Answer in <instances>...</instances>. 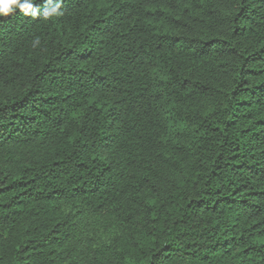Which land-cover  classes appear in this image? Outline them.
Here are the masks:
<instances>
[{
    "label": "trees",
    "instance_id": "trees-1",
    "mask_svg": "<svg viewBox=\"0 0 264 264\" xmlns=\"http://www.w3.org/2000/svg\"><path fill=\"white\" fill-rule=\"evenodd\" d=\"M0 16V264H264V0H63Z\"/></svg>",
    "mask_w": 264,
    "mask_h": 264
},
{
    "label": "clouds",
    "instance_id": "clouds-1",
    "mask_svg": "<svg viewBox=\"0 0 264 264\" xmlns=\"http://www.w3.org/2000/svg\"><path fill=\"white\" fill-rule=\"evenodd\" d=\"M63 0H45L43 16L48 19L53 16H60ZM36 0H0V16H7L17 10L25 16L37 18L41 15V9L35 7Z\"/></svg>",
    "mask_w": 264,
    "mask_h": 264
}]
</instances>
